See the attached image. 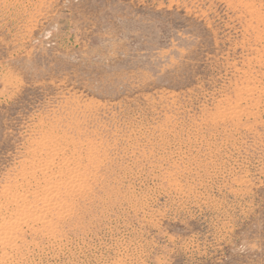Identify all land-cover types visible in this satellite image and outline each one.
I'll return each instance as SVG.
<instances>
[{
    "label": "rangeland",
    "instance_id": "374dc122",
    "mask_svg": "<svg viewBox=\"0 0 264 264\" xmlns=\"http://www.w3.org/2000/svg\"><path fill=\"white\" fill-rule=\"evenodd\" d=\"M0 264H264V0H0Z\"/></svg>",
    "mask_w": 264,
    "mask_h": 264
},
{
    "label": "bare ground",
    "instance_id": "6f19581e",
    "mask_svg": "<svg viewBox=\"0 0 264 264\" xmlns=\"http://www.w3.org/2000/svg\"><path fill=\"white\" fill-rule=\"evenodd\" d=\"M45 167V166H44Z\"/></svg>",
    "mask_w": 264,
    "mask_h": 264
}]
</instances>
